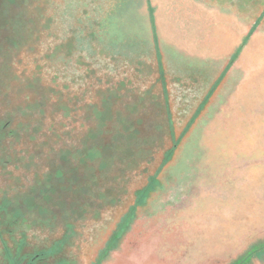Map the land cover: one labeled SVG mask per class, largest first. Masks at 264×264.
<instances>
[{
  "label": "rangeland",
  "instance_id": "obj_1",
  "mask_svg": "<svg viewBox=\"0 0 264 264\" xmlns=\"http://www.w3.org/2000/svg\"><path fill=\"white\" fill-rule=\"evenodd\" d=\"M261 241L264 26L211 0H0V264H231Z\"/></svg>",
  "mask_w": 264,
  "mask_h": 264
},
{
  "label": "water",
  "instance_id": "obj_2",
  "mask_svg": "<svg viewBox=\"0 0 264 264\" xmlns=\"http://www.w3.org/2000/svg\"><path fill=\"white\" fill-rule=\"evenodd\" d=\"M32 4L41 0H26ZM246 31L264 26V0H211Z\"/></svg>",
  "mask_w": 264,
  "mask_h": 264
},
{
  "label": "trees",
  "instance_id": "obj_3",
  "mask_svg": "<svg viewBox=\"0 0 264 264\" xmlns=\"http://www.w3.org/2000/svg\"><path fill=\"white\" fill-rule=\"evenodd\" d=\"M152 179L153 178H151V180ZM150 187H151V182H149L144 188L139 190L137 204L141 203L144 200ZM129 219L130 216L126 218V220ZM118 233L119 231H117L115 234L117 235ZM261 254H264V241L252 244L243 254L237 257V259H235L231 264H247L253 256L259 257L261 256Z\"/></svg>",
  "mask_w": 264,
  "mask_h": 264
}]
</instances>
